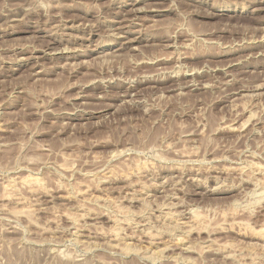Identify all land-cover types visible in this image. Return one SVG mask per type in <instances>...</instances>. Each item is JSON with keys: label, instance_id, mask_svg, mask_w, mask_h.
<instances>
[{"label": "rangeland", "instance_id": "rangeland-1", "mask_svg": "<svg viewBox=\"0 0 264 264\" xmlns=\"http://www.w3.org/2000/svg\"><path fill=\"white\" fill-rule=\"evenodd\" d=\"M0 264H264V0H0Z\"/></svg>", "mask_w": 264, "mask_h": 264}, {"label": "bare ground", "instance_id": "bare-ground-1", "mask_svg": "<svg viewBox=\"0 0 264 264\" xmlns=\"http://www.w3.org/2000/svg\"><path fill=\"white\" fill-rule=\"evenodd\" d=\"M141 2H142V1H141ZM139 9H140V8H139ZM124 10H125V9H124ZM140 10H141V9H140ZM259 10H260V9H259ZM134 13H135V12H134ZM124 14H125V13H124ZM113 20H114V19H113ZM124 22H125V21H124ZM134 23H135V22H134ZM136 26H138V25H136ZM129 27H130V26H129ZM129 27H128V28H129ZM63 33H64V32H63ZM120 35H121V34H120ZM121 36H122V35H121ZM112 37H113V36H112ZM117 37H118V36H117ZM139 39H140V38H139ZM128 40L130 41V39H128ZM128 40H127V41H128ZM138 41H139V40H138ZM55 42H56V41H55ZM133 42H135V41H134V40H131L129 43H130V44H131V43L133 44ZM125 43H126V42H125ZM47 44H48V43H47ZM62 45H63V44H62ZM81 47H82V46H81ZM134 48H135V47H134ZM43 49H44V48H43ZM70 49H71V48H70ZM37 50H38V49H37ZM81 50H82V49H81ZM60 51H61V50H60ZM62 51H63V50H62ZM64 51H65V50H64ZM43 52H44V51H43ZM43 52H42V53H43ZM56 52H57V51H56ZM224 52H225V51H224ZM45 53H46V52H45ZM63 53H65V52H63ZM42 56H43V55H42ZM36 58H37V56H36ZM43 58H44V57H43ZM36 61H37V60H36ZM198 88H199V87H198ZM64 197H65V196H64ZM65 198H66V197H65ZM24 202H25V201H24ZM17 211H18V210H17ZM22 213H25L24 210H23V211H20V212H17V215H21ZM12 214H13V213H12ZM22 215H23V214H22ZM15 217H16V216H15ZM175 225H176V224H175ZM179 225H180V224H179ZM177 226H178V225H177ZM192 227H193V226H192ZM74 228H75V227H74ZM77 228H78V227H77ZM171 229H172V227H171ZM77 230H78V229H77ZM77 230H76V232H77L76 234H78V231H77ZM173 230H175V229L173 228ZM170 232H171V231H170ZM79 235H80V234H79ZM79 235H78V236H79ZM79 237H80V236H79ZM180 239H181V238H180ZM180 239H174L173 243H175L176 245H182L183 242H182ZM172 240H173V239H172ZM170 242H171V241H170ZM165 244H166V243H165ZM168 244H169V243H168ZM149 245H150V244H149ZM151 245H152V243H151ZM151 245H150V246H151ZM172 245H173V244H172ZM163 246H164V245H163ZM113 247H114V246H113ZM208 247H209V246H208ZM185 248H187V247H185ZM209 248H210V247H209ZM209 248H208V249H209ZM152 249H153V247H152ZM156 249H159V246H156ZM186 250H187V249H186ZM162 251H163V250H162ZM157 252H158V251H157ZM152 254H153V253H152ZM157 254H158V253H157ZM159 255H160V254H159Z\"/></svg>", "mask_w": 264, "mask_h": 264}]
</instances>
